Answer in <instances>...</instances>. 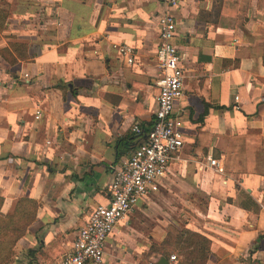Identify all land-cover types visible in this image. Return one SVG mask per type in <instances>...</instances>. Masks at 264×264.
Returning <instances> with one entry per match:
<instances>
[{
  "label": "crops",
  "instance_id": "crops-1",
  "mask_svg": "<svg viewBox=\"0 0 264 264\" xmlns=\"http://www.w3.org/2000/svg\"><path fill=\"white\" fill-rule=\"evenodd\" d=\"M0 2L1 211L21 196L39 202L9 264H55L109 203L116 169L153 127L168 12L185 71L176 102L185 141L159 190L109 235L100 264H183L150 253L171 228L211 241L205 264H264V0ZM114 43L133 46L135 63Z\"/></svg>",
  "mask_w": 264,
  "mask_h": 264
},
{
  "label": "built area",
  "instance_id": "built-area-1",
  "mask_svg": "<svg viewBox=\"0 0 264 264\" xmlns=\"http://www.w3.org/2000/svg\"><path fill=\"white\" fill-rule=\"evenodd\" d=\"M176 5L177 0H170ZM160 44L157 51V62L160 69L157 96L158 109L148 140L141 144L122 166L116 169L113 181L109 185L110 201L99 205L90 215L83 227L73 250L66 252L55 264H100L103 262L108 237L117 224L130 214L140 199L151 192L159 190L158 180L165 176L170 162L184 144L181 121L176 116V102L185 94V71L180 47L174 41L177 31V19L168 12L162 15L159 22ZM113 47L129 64L135 63L136 51L125 43H114ZM42 112L37 110L36 117ZM135 132H142L139 124ZM178 158V157H177ZM221 161L210 158L209 165L222 172ZM177 260L176 255L171 256Z\"/></svg>",
  "mask_w": 264,
  "mask_h": 264
},
{
  "label": "trees",
  "instance_id": "trees-1",
  "mask_svg": "<svg viewBox=\"0 0 264 264\" xmlns=\"http://www.w3.org/2000/svg\"><path fill=\"white\" fill-rule=\"evenodd\" d=\"M229 1L233 3V0H224V3L227 5ZM7 17L8 8L0 2V28L5 25ZM15 46L16 48L23 47L18 44ZM21 57L25 58L26 56L21 55ZM4 201L5 199L0 193V264H9L13 261L17 243L37 219L39 202L21 196L15 210L9 214H3L1 210ZM262 202L264 204V197ZM210 247L211 241L198 232L171 228L164 241L161 244H154L150 253L169 257L176 255L177 258H181L183 264H205L211 252Z\"/></svg>",
  "mask_w": 264,
  "mask_h": 264
},
{
  "label": "water",
  "instance_id": "water-1",
  "mask_svg": "<svg viewBox=\"0 0 264 264\" xmlns=\"http://www.w3.org/2000/svg\"><path fill=\"white\" fill-rule=\"evenodd\" d=\"M157 263H159V264H169V259H167L166 257L162 256V257L159 258Z\"/></svg>",
  "mask_w": 264,
  "mask_h": 264
}]
</instances>
